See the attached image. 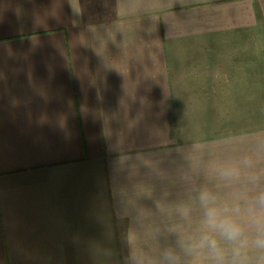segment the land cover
<instances>
[{
    "label": "crops",
    "instance_id": "1",
    "mask_svg": "<svg viewBox=\"0 0 264 264\" xmlns=\"http://www.w3.org/2000/svg\"><path fill=\"white\" fill-rule=\"evenodd\" d=\"M254 78L264 0H0V264L122 260L163 187L141 157L253 141Z\"/></svg>",
    "mask_w": 264,
    "mask_h": 264
},
{
    "label": "clouds",
    "instance_id": "2",
    "mask_svg": "<svg viewBox=\"0 0 264 264\" xmlns=\"http://www.w3.org/2000/svg\"><path fill=\"white\" fill-rule=\"evenodd\" d=\"M178 152L171 173L141 157L163 187L122 234V260L103 250L107 264H264V140L233 135Z\"/></svg>",
    "mask_w": 264,
    "mask_h": 264
},
{
    "label": "rangeland",
    "instance_id": "3",
    "mask_svg": "<svg viewBox=\"0 0 264 264\" xmlns=\"http://www.w3.org/2000/svg\"><path fill=\"white\" fill-rule=\"evenodd\" d=\"M253 89L257 93L254 95L255 102L248 108L247 114L251 118L246 121H239L243 125H249L251 132L248 136L253 135V141L264 140V78L253 79ZM253 101V98L250 99ZM230 115H228L229 117ZM246 127V126H245Z\"/></svg>",
    "mask_w": 264,
    "mask_h": 264
}]
</instances>
